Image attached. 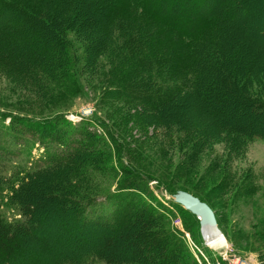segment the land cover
Returning a JSON list of instances; mask_svg holds the SVG:
<instances>
[{
	"label": "trees",
	"instance_id": "trees-1",
	"mask_svg": "<svg viewBox=\"0 0 264 264\" xmlns=\"http://www.w3.org/2000/svg\"><path fill=\"white\" fill-rule=\"evenodd\" d=\"M255 2L0 0V80L34 100L87 99L93 107L77 124L64 115L42 122L0 112V264H198L172 225L179 216L193 242L198 219L156 196L183 190L135 165L122 125H141L166 106L212 102L216 116L239 125L246 116L244 125L264 129L257 119L264 98L239 82L264 75V46L245 35ZM96 86L98 96L90 93ZM113 103L132 110L119 114V124L100 111ZM98 173L119 180L105 187ZM216 262L227 264L220 256Z\"/></svg>",
	"mask_w": 264,
	"mask_h": 264
},
{
	"label": "rangeland",
	"instance_id": "rangeland-1",
	"mask_svg": "<svg viewBox=\"0 0 264 264\" xmlns=\"http://www.w3.org/2000/svg\"><path fill=\"white\" fill-rule=\"evenodd\" d=\"M176 5L182 7L184 4ZM255 5L257 8L252 14H248L246 20L249 31L245 35H248V38L252 34L251 40L258 39L257 43H262L257 44L258 47L264 46V0H256ZM210 6L211 3L207 2L201 9ZM242 13L239 8L236 18L241 19ZM229 40L232 43L234 38L229 37ZM248 41L243 37L239 39L243 48ZM228 47L229 43L226 44L225 50ZM259 56L264 57L261 52ZM112 77L109 80H112ZM249 77L248 74L245 80L242 78L239 82L245 85L247 81V89L253 93L252 96L264 98V75L253 76L256 82L248 79ZM83 79L84 84L91 88L88 81L90 75H85ZM19 91L18 83L0 80V108L3 109L0 112L42 122L64 115L63 117L77 124L80 121L77 118H86L88 113L93 111L92 103L87 99H84L86 102L77 99L52 103L47 101L46 97L43 98L44 101L34 100ZM101 92L102 86L90 90V93L96 96ZM100 111L108 116L111 124H119L121 116L125 117L126 113L132 112L115 103L100 106ZM214 111L212 102H198L197 106L192 102L177 107L166 106L158 115L147 117L149 120L141 125L136 126L137 119L129 122L124 120L127 124L122 126L126 133L121 134L120 138L131 152L130 157L138 168H143L150 175L161 179L172 189H181L203 200L213 211L223 244L213 249L205 245L198 224L197 233L192 238L194 244L206 255L205 264L216 261L218 255L226 259L228 264H264V140L246 141L233 133L257 132L264 136V129H260L254 121L253 124L244 125L243 122L248 118L246 116L239 118L242 124L239 125L223 116H216ZM114 113L117 122H114L112 117ZM97 114L100 116L98 111ZM160 115L170 118L164 120ZM256 115L259 114L255 113L254 116ZM257 119L264 121V115H259ZM217 123H221L229 133H226L224 128L219 129ZM229 127H235L237 130L230 131ZM198 139L202 141L201 144ZM8 145L7 139L1 140V146L7 148ZM34 153L37 157L41 151ZM94 178L101 179L103 186H111L112 189L119 180L116 175L99 173L94 175ZM161 189L164 190L163 187ZM156 194L160 200L172 201L171 195L164 191ZM97 233L90 232V235ZM201 263L204 264L203 261Z\"/></svg>",
	"mask_w": 264,
	"mask_h": 264
},
{
	"label": "water",
	"instance_id": "water-1",
	"mask_svg": "<svg viewBox=\"0 0 264 264\" xmlns=\"http://www.w3.org/2000/svg\"><path fill=\"white\" fill-rule=\"evenodd\" d=\"M172 201L180 206L183 210L196 217L199 221L200 235L203 243L206 245L205 236L212 233H220L213 211L209 206L201 202L198 198L183 191L176 192Z\"/></svg>",
	"mask_w": 264,
	"mask_h": 264
},
{
	"label": "built area",
	"instance_id": "built-area-1",
	"mask_svg": "<svg viewBox=\"0 0 264 264\" xmlns=\"http://www.w3.org/2000/svg\"><path fill=\"white\" fill-rule=\"evenodd\" d=\"M89 115L91 114V112L90 113H88ZM174 226H176V227H178V228H180L181 227V225H180V221L179 220H176L174 223ZM185 239H186V241H187V244H188V246H189V248L193 251H195V252H197L198 253V255H200V257H202L203 259H204V264L205 263H207V260H206V258L202 255V253L195 247V245L192 243V241L190 240V237H189V235H187V234H185ZM222 257V256H221ZM195 258H196V260L198 261V263L199 264H201L200 263V261H199V259H198V256L195 254ZM222 260L223 261H225V262H227V260L226 259H223V257H222ZM211 264V263H210ZM216 264H219L218 262H216ZM227 264H228V262H227Z\"/></svg>",
	"mask_w": 264,
	"mask_h": 264
},
{
	"label": "bare ground",
	"instance_id": "bare-ground-1",
	"mask_svg": "<svg viewBox=\"0 0 264 264\" xmlns=\"http://www.w3.org/2000/svg\"><path fill=\"white\" fill-rule=\"evenodd\" d=\"M206 238V244L207 246H209L210 248H216V247H219L220 245L223 244V238H222V235L221 233H217V234H210V235H207L205 236Z\"/></svg>",
	"mask_w": 264,
	"mask_h": 264
}]
</instances>
